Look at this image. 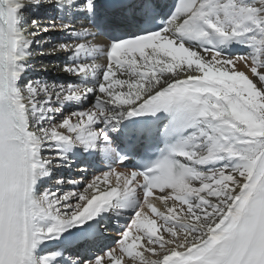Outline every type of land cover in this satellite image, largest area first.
I'll return each instance as SVG.
<instances>
[{
	"label": "snow or ice",
	"instance_id": "snow-or-ice-1",
	"mask_svg": "<svg viewBox=\"0 0 264 264\" xmlns=\"http://www.w3.org/2000/svg\"><path fill=\"white\" fill-rule=\"evenodd\" d=\"M262 89L264 0H0V264H264Z\"/></svg>",
	"mask_w": 264,
	"mask_h": 264
},
{
	"label": "bare ground",
	"instance_id": "bare-ground-1",
	"mask_svg": "<svg viewBox=\"0 0 264 264\" xmlns=\"http://www.w3.org/2000/svg\"><path fill=\"white\" fill-rule=\"evenodd\" d=\"M29 14H31L32 17H29ZM26 15H27V18H28L29 21H31L34 18H37V17H35L33 15V13H31V11H29L28 14H26ZM57 15L58 14L55 11H51V13H49L48 11H43L41 13V15H40L39 18L41 19L42 25H44V24L50 23L51 20L53 19V17L54 16H57ZM57 23H59L58 20H57ZM77 26L79 27V25H77ZM49 36L50 35L46 36V33L44 34V37H49ZM38 38H40V37H38ZM57 38L58 39L61 38V34ZM58 42H60V41H57L56 43H58ZM94 42L97 43V44H106L107 43V40L105 38L101 37V36H98L95 39ZM45 51L46 52H51V45L49 43H47L45 45ZM57 54L58 55L56 57H52V56H55V54L54 55H40L39 52H38L37 56L35 57V59L33 61L36 64V67L38 69L39 68L40 69H43V68L46 69V67H47V69H50V68H53V69H50L48 71V73H44V71H39L38 73L35 74V75H37V76H35V78H41V77H43L48 82L64 81V76L63 75H65V77H67L68 74L66 72H64L61 67H57V64L55 63L57 60L62 59V57L64 56V54L63 55H62V53H57ZM98 62L99 63H106V61L104 59H101ZM237 68H238V70L244 71V72H246V74H249L247 67L243 63L238 64L237 65ZM118 76H119V74H118ZM249 76H250V78L253 79L254 83L257 84V88L260 89L261 88V84L256 80V78L255 77H251L250 74H249ZM262 90H264V89H262ZM65 170H67V169H65ZM65 170L62 173H59V175H63L66 179H81V177L78 175V172H79V169L78 168L73 167L71 169L72 170V173L70 172L71 170H69V171H65ZM88 175H89V178H91V174H88ZM66 187L69 188V189L71 188L70 185H67ZM156 203H157V207H159L161 209V211H164V209L161 206L160 202L159 201H156ZM171 203L172 202L169 201V204H171ZM177 208H179V204L178 203H177ZM153 218H155V215L154 214H153ZM159 223L160 222L158 221V226H159Z\"/></svg>",
	"mask_w": 264,
	"mask_h": 264
},
{
	"label": "rangeland",
	"instance_id": "rangeland-1",
	"mask_svg": "<svg viewBox=\"0 0 264 264\" xmlns=\"http://www.w3.org/2000/svg\"><path fill=\"white\" fill-rule=\"evenodd\" d=\"M32 13V12H31ZM28 14V13H27ZM29 17H32V15L31 14H29ZM56 16H54L53 18H55ZM55 32V33H54ZM61 33L60 32H58V31H53V32H50V33H46V36H48V35H50L49 37H51L52 39L51 40H49V44L50 45H52V44H54V43H56L57 41H60L61 40V38H57L59 35H60ZM56 36V37H55ZM58 54L56 53L55 54V56H52V57H56ZM62 55H63V53H62ZM57 67H59L58 65H57ZM40 69V68H39ZM43 69H45V68H43ZM46 69H47V67H46ZM50 69H53V68H50ZM50 69H47V71H44V73H48V71L50 70ZM250 74V73H249ZM251 75V74H250ZM35 76H37V75H35ZM39 76V75H38ZM64 76V81H67L68 79H69V77L67 76V77H65V75H63ZM40 77V76H39ZM252 77V76H251ZM55 82H59V81H55ZM71 173H72V170L70 171ZM69 172V173H70Z\"/></svg>",
	"mask_w": 264,
	"mask_h": 264
}]
</instances>
